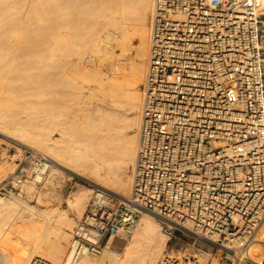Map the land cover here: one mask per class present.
I'll return each instance as SVG.
<instances>
[{
    "label": "built area",
    "instance_id": "obj_1",
    "mask_svg": "<svg viewBox=\"0 0 264 264\" xmlns=\"http://www.w3.org/2000/svg\"><path fill=\"white\" fill-rule=\"evenodd\" d=\"M146 66L131 193L88 184L67 264L128 240L143 214L181 241L160 264H240L264 223V0H153ZM13 156L2 195L53 167Z\"/></svg>",
    "mask_w": 264,
    "mask_h": 264
},
{
    "label": "bare ground",
    "instance_id": "obj_2",
    "mask_svg": "<svg viewBox=\"0 0 264 264\" xmlns=\"http://www.w3.org/2000/svg\"><path fill=\"white\" fill-rule=\"evenodd\" d=\"M11 2L12 0H0V16L12 11L11 8L16 4L12 3L14 5L12 6ZM27 2L38 9L36 13L40 5L42 10L47 12L49 21L47 20L46 31L39 26L42 32L39 31L36 42L32 39L35 43L30 41L24 44L25 46L18 43L20 47L9 44L10 48L14 46L15 51L20 50L26 56L22 62H18L19 64L14 60L16 66L13 65L15 67L9 71L10 73H0V135L20 146L41 149L51 158L54 166L51 169L52 175H48L51 180L45 179V182L51 184L50 187L47 186L48 190L51 189L50 193H53L54 183L57 182H53L52 178H58L60 173L69 171L128 197L133 185V166L137 155L138 131L143 109L140 86L143 85L146 75L148 24L153 0H27ZM16 3L19 2L16 0ZM14 20H17L15 25L25 24L21 18ZM14 20L10 22L12 25ZM7 28L8 26L6 30ZM9 30L14 31V28ZM12 31L11 34L14 35L15 32ZM5 34L0 35L2 38L4 36L10 38V32ZM3 42L0 43L1 46L9 48L6 43L2 45ZM9 42L7 41V44ZM25 47L30 49L28 50L30 52L23 51ZM6 48L1 51L7 50ZM116 49H120V54L115 52ZM131 49L134 51V57L128 60L125 56ZM18 56L22 55L19 53ZM96 60L102 62L101 64L106 60L111 69L110 73H105L101 64L96 65L94 62ZM5 61L3 66L6 65ZM70 62L73 67L69 66ZM32 69L37 70V74L35 72L37 76L34 74L33 77L29 73ZM71 71L75 74L71 75ZM73 77L82 82H79L80 86L78 85L80 89H87L89 92L85 96H90L84 100L83 95L79 94L82 98L79 100L80 107L74 112L68 111L70 109L68 108L62 114L59 107L62 108V104L64 103V106L68 101L67 97L64 98L68 94L65 90L68 86L65 89L64 87ZM65 78L67 81H64ZM39 88L43 89L41 93ZM37 95H40V99ZM39 110L41 112H38ZM17 148L19 151L20 147ZM4 155L7 160L14 157L4 152L0 165L3 163ZM13 170L14 165L9 161L0 167V185L10 177ZM63 175L65 178V174ZM37 179L28 176L20 186L21 191L32 197L36 190L39 191L35 183ZM43 192L36 196L40 203L43 196L49 195L46 190V193ZM91 193L92 188L80 185L70 193V196L67 195L69 197L63 206L52 204V207L47 205L44 208L29 205L21 193L12 194L11 197L0 195V264L32 262L67 264L76 217L80 218L85 211ZM15 213L17 217L14 216ZM165 236L155 217L150 214L141 215L132 235L128 238L129 242L120 254L122 257L116 258V261L110 264H160L164 256L163 249L167 237ZM112 245L110 240L102 251L101 256L104 257L100 258L102 260L86 255L77 264H104L108 259L104 252H112ZM248 246L240 264H253L254 261L256 264H264V223ZM36 257H40L46 263L36 261Z\"/></svg>",
    "mask_w": 264,
    "mask_h": 264
},
{
    "label": "rangeland",
    "instance_id": "obj_3",
    "mask_svg": "<svg viewBox=\"0 0 264 264\" xmlns=\"http://www.w3.org/2000/svg\"><path fill=\"white\" fill-rule=\"evenodd\" d=\"M15 1V2H14ZM26 4L25 6L23 5L24 3ZM17 2H19V3H16V0H12V2H11V5L12 6H14L15 4V7H13V8H11L12 9V11L10 12V13H8V12H6L5 14H3L2 16H0V34L3 36L4 34H5V32L6 31H8L9 29H13L14 28V31H12V30H9L8 32H10V34H11V31H12V33H14V35H15V37H14V35L13 34H9L10 35V38L8 37V36H4L5 38H6V40L4 39V37L2 38L1 37V35H0V37L3 39V40H1L2 42L3 41H5V42H3V44L2 45H4L5 43V45H8L7 47H9V48H6L5 46H1V44H0V47H5L7 50H9L8 52H7V50H4V51H1V50H3V49H5V48H0V52L1 53H3V54H0V60H1V62H2V64H0V65H2V67L0 66V73H10L12 70L11 69H13L15 66H16V64L18 63V62H22L23 61V59H24V57L26 56V54L24 53V52H22V53H24V54H22L21 53V51L19 50V51H15L13 48H15L16 46H19L20 47V45L19 44H21L22 46L24 45V44H26V43H28V42H30V41H32L31 43H33L34 41L36 42V40H37V37H39L38 36V34H40L41 32H42V30L41 29H43V31H46V29H47V24H48V21H49V16H47V12H45L44 10H42V8H41V6L40 5H38V7H40V9H39V13L37 12L36 13V11L38 10V9H36V7L35 8H33L32 6V4L31 3H28L27 2V0H17ZM14 5H13V4ZM22 3V4H21ZM19 5V6H18ZM20 5L21 6H23V7H20ZM31 5V6H30ZM12 6H10V7H12ZM36 6H37V4H36ZM19 7V8H18ZM28 7V8H27ZM37 7V8H38ZM15 8V9H14ZM30 8V9H29ZM14 9V10H13ZM21 9H22V11H21ZM28 9V10H27ZM33 9V10H32ZM44 11V12H42V11ZM22 12V13H21ZM28 12H31V14H29ZM21 13V14H20ZM43 15H42V14ZM11 14V15H10ZM20 14V15H19ZM35 14H36V16H35ZM45 14V15H44ZM28 15V16H27ZM29 15H30V18H28L29 17ZM33 15V16H32ZM38 15V16H37ZM25 16H27V17H25ZM44 16V17H43ZM4 17V18H3ZM7 19H6V18ZM16 17V18H15ZM38 17V18H37ZM47 17V18H46ZM20 19L21 18V20H22V22L23 23H25V24H23V26H24V28H23V26H22V24H21V26H19V25H15L16 23L15 22H17V20L15 21L14 19ZM26 18H28L26 21H25V19ZM24 19V20H23ZM10 20V21H9ZM12 20H14L13 21V24L16 26V28H15V26L14 25H12L10 22L12 21ZM28 20H30L29 22H28ZM39 20H41V21H39ZM48 20V21H47ZM36 21V22H35ZM38 22V23H37ZM41 22V23H40ZM10 23V24H9ZM27 23H28V25H27ZM2 24V25H1ZM36 24H37V26H36ZM44 24V25H43ZM11 25V27H9ZM6 26H8V28H7V30H6ZM12 26H14L13 28H12ZM27 28H26V27ZM33 26V27H32ZM39 26H41L42 28L40 29L39 28ZM148 26H149V24H148ZM4 27V28H3ZM19 27V28H18ZM39 29H38V28ZM21 28V29H20ZM35 28V29H34ZM38 30H37V29ZM16 29V30H15ZM18 29V30H17ZM37 30V31H36ZM3 31V32H2ZM39 31H40V33H39ZM8 32L6 33V34H8ZM78 32H79V30H78ZM5 34V35H6ZM8 37V38H7ZM34 41H33V40ZM7 41L9 42L8 44H7ZM16 43H15V42ZM2 42H0V43H2ZM34 42V43H35ZM19 43V44H18ZM12 46V44L15 46H13V47H11L10 48V45ZM25 46V45H24ZM16 49V48H15ZM11 50V51H10ZM23 51H28V50H30V49H28V48H26L25 47V50H24V48L22 49ZM6 51V52H5ZM13 52H16V54L15 53H13ZM28 52H30V51H28ZM115 52L117 53V54H120V49H116L115 50ZM7 53H9V54H7ZM11 53V54H10ZM19 53H20V55H22L23 56V58H22V56H18L19 55ZM5 54H7V57L6 58H4L6 55ZM2 55H3V58H4V61L5 60H9L8 62H9V65H8V62H6L5 64L6 65H8L7 66V68H4V67H6V65L5 66H3V63H4V61L2 60L3 58H2ZM128 55V56H127ZM9 56H11V57H9ZM13 56V57H12ZM131 56V57H130ZM128 60H130V59H132L133 57H134V51H133V49H131L127 54H126V56H125ZM9 58H11V59H9ZM18 60H17V59ZM21 58H22V60H21ZM13 60V61H12ZM14 60H15V63L16 64H14ZM72 60V59H71ZM70 60V61H71ZM98 60V59H97ZM97 60L96 61H94V62H96L95 64L96 65H99V64H101L102 62H97ZM74 61H75V59L73 58V62L72 63H74ZM99 61V60H98ZM71 62H70V65L69 66H72L71 65ZM106 62V63H105ZM12 65H11V64ZM19 64V63H18ZM13 65H15V66H13ZM105 65V66H104ZM13 66V67H12ZM107 66V67H106ZM11 67V68H10ZM73 67V66H72ZM101 67H102V69H103V71H105V73H110V67L108 66V64H107V61L106 60H104L103 61V64H101ZM10 68V69H9ZM2 69H4V70H2ZM7 71H6V70ZM11 70V71H10ZM35 69H32V70H30V74L33 76V77H35V76H37L36 74H37V70H35ZM109 70V71H108ZM2 71V72H1ZM10 71V72H9ZM35 72H36V74H35ZM74 72L73 71H71L70 72V74L71 75H74L73 74ZM34 74H35V76H34ZM74 78V77H73ZM72 78V80H71V78H70V83H69V81H68V83L66 82V86L64 87V89L67 87V89H65L67 92H68V94H67V92H66V96H64V98L66 99V97L68 98L67 100V103H65L66 105H64L63 106V104H62V108H61V106L59 107L60 109H59V111L61 112L62 111V114H64V112H66L67 110L66 109H68V108H70V109H68V111H75L76 109H78L79 107H80V105H81V101H79V100H82V98H80V95L83 97V99L84 100H87L88 98L87 97H89V96H85V95H88L89 94V92H87V89H80V83H82V82H80V80H78L77 78H74L73 79ZM67 78H65V80L64 81H67L66 80ZM76 80V81H75ZM78 80V81H77ZM73 83H72V82ZM74 82L77 84H75L76 85V87H75V85H74ZM80 82V83H79ZM72 85H74L73 87H72ZM79 85V86H78ZM92 84H90V86H91ZM76 89H75V88ZM44 88V87H43ZM140 88H142V85L140 86ZM39 90V93H41L42 92V88H39L38 89ZM38 90L36 89L35 91H37V94H39L38 93ZM81 90V91H80ZM85 92V93H84ZM84 93V94H83ZM80 94V95H79ZM72 95V96H71ZM78 96V97H77ZM37 97H39V99H40V95H37ZM36 97V98H37ZM73 97H75V98H73ZM77 97V98H76ZM35 98V97H34ZM71 98V99H70ZM79 98V99H78ZM70 100V101H69ZM77 101V102H76ZM78 102H79V105H77L78 104ZM69 103V104H68ZM93 104V103H92ZM91 104V105H92ZM37 106V105H36ZM35 106V107H36ZM65 106H69V107H65ZM93 106V105H92ZM36 108H38V106L36 107ZM74 109V110H73ZM41 110V109H40ZM38 111V112H41V111ZM66 110V111H65ZM34 111H35V108H34ZM33 111V112H34ZM37 111V110H36ZM35 111V112H36ZM37 113V112H36ZM35 113V114H36ZM71 114V113H70ZM71 115H73V113L71 114ZM66 117V116H65ZM69 119H72V118H70L69 117ZM73 122V121H72ZM0 138H1V141H2V143L4 144L3 145V147H4V152H7V149H10V151L9 152H7L8 154H10V155H12L13 156V153L16 151V148L19 146V147H24V145H21L20 146V144L18 145V144H16V143H13V142H10L9 140H6L2 135H0ZM24 148H29V149H34V148H31V147H29V146H25ZM18 149V148H17ZM34 150H37V148L36 149H34ZM37 151H40V152H42L43 150H41V149H38ZM3 152V153H4ZM42 153H44V154H46L45 152H42ZM47 155V154H46ZM15 156L12 158V159H6V157H5V155H4V160H3V163L0 165V167L1 166H3V165H5L6 164V162L7 161H9V162H12L13 163V165H14V169H15V166H16V164H15ZM54 167V166H53ZM52 167V168H53ZM13 172H14V170H13ZM63 174H65V178H64V175ZM50 176L52 175L51 174V171H50V174H49ZM60 176H57V174H55V176H57L58 178H56V177H54V178H52L53 180V182H55V181H57V182H55L54 183V185H55V187L53 188L54 190H52L53 191V193H55V190L57 191L54 195H53V193H50L51 192V189L50 190H48L49 188L48 187H50V182H45L46 180H48V179H50L51 180V177H47V179L43 182V183H41L40 185H37V189L39 190L38 192H37V190L35 191V193H33V196L31 197L30 195H28V194H26L25 192H22L21 191V188H20V186L18 187V188H16V189H13L12 191H9L8 190V192L5 194V195H2V194H0V195H2V196H7V197H11L12 196V194H19V193H21L20 195H23L22 197H23V199L29 204V205H32V206H34V207H38V205L40 206L39 208H44L45 206H50V207H52V204H53V206H58V205H60L59 207H61V206H63L64 204H65V202H66V198H68L71 194L70 193H72V191H74V190H76L77 188H78V186H80V185H82V186H87V187H90L91 188V186H89L88 184H95V182H93V181H91V180H88V179H85V178H83V177H81L80 175H77V174H71L69 171H65V173H60L59 174ZM60 177V178H59ZM67 177H69V178H67ZM55 178L57 179V180H55ZM62 178H64V179H62ZM67 178V179H66ZM8 179V178H7ZM59 179H61V180H59ZM49 180V181H50ZM64 180L66 181V182H64ZM63 181V182H62ZM61 182L63 183L62 184V186H60V184H61ZM35 183H36V180H35ZM65 183V184H64ZM59 184V185H58ZM97 184V183H96ZM99 185V184H98ZM48 186V187H47ZM42 187V188H41ZM43 187H46V188H43ZM56 188V189H55ZM62 188V189H61ZM44 189V190H43ZM60 191H59V190ZM74 189V190H73ZM19 190V191H18ZM41 190H43L44 192H45V190H46V192H49V195L48 196H43L42 197V199H41V202L42 203H40V201H37L38 199H36L37 197V194H39V192H43V191H41ZM21 191V192H20ZM71 191V192H70ZM36 192H37V194H36ZM43 192V193H44ZM45 192V193H46ZM59 193V194H58ZM61 193V194H60ZM69 193V194H68ZM51 194V195H50ZM27 195H28V197H27ZM55 195H57V196H55ZM67 195H69L68 197H67ZM48 197H49V199H48ZM55 197V198H54ZM61 197V198H60ZM65 197V198H64ZM30 198V199H29ZM44 198V199H43ZM28 199V200H27ZM35 199V200H34ZM54 199V200H53ZM46 201V202H45ZM48 201V202H47ZM37 202H39V203H37ZM50 202V203H49ZM51 202H53V203H51ZM29 213V212H28ZM83 214V213H82ZM81 214V215H82ZM81 215H80V217H81ZM6 216V215H5ZM15 217H17V214L15 213V215H14ZM77 219H79V216L78 217H76V220H75V225H76V221H77ZM75 227V226H74ZM166 237V236H165ZM178 240H176V239H173L172 241H169L168 242V237H166V244H165V248L163 249V252L164 253H167V252H170L171 250H174V252H177V249L178 248H180V246H181V241H179V243L178 244H176V242H177ZM129 242V239L128 240H123V239H121V238H114L113 239V241H112V243H113V245L111 246V251L112 252H109V251H107V252H104L105 254H106V258H108L107 259V261L106 262H104V264H110V263H112L113 261H116V258H120V257H122V255H120V254H122V252L124 251V248H125V246L127 245V243ZM183 244V250L185 251V250H191V248H192V246H190V245H187V243H182ZM248 248H249V246H248ZM247 248V249H248ZM247 251V250H246ZM115 252V253H114ZM101 254H102V256H103V252H101L100 254H98L97 256H92V257H94V258H99L98 260H102L104 257H102L101 256ZM246 254V253H245ZM245 254H244V256H245ZM101 256V257H100ZM244 256H243V258H244ZM100 258H102V259H100ZM242 258V259H243ZM242 259H241V261H242ZM109 260V261H108ZM105 261V260H104ZM240 261V262H241ZM255 262V261H254ZM253 262V264H256V263H254ZM204 264H206V262H204Z\"/></svg>",
    "mask_w": 264,
    "mask_h": 264
}]
</instances>
